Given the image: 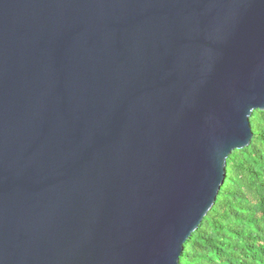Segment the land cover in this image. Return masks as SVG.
I'll return each mask as SVG.
<instances>
[{"label": "water", "instance_id": "obj_1", "mask_svg": "<svg viewBox=\"0 0 264 264\" xmlns=\"http://www.w3.org/2000/svg\"><path fill=\"white\" fill-rule=\"evenodd\" d=\"M264 111V0H0V264H180Z\"/></svg>", "mask_w": 264, "mask_h": 264}, {"label": "trees", "instance_id": "obj_2", "mask_svg": "<svg viewBox=\"0 0 264 264\" xmlns=\"http://www.w3.org/2000/svg\"><path fill=\"white\" fill-rule=\"evenodd\" d=\"M250 144L227 159L217 201L184 245L180 264H264V111Z\"/></svg>", "mask_w": 264, "mask_h": 264}]
</instances>
